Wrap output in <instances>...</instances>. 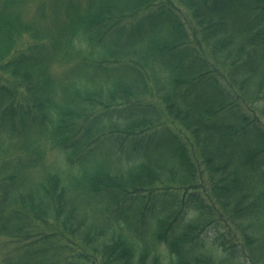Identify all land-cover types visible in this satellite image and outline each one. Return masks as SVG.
Wrapping results in <instances>:
<instances>
[{
  "label": "trees",
  "instance_id": "obj_1",
  "mask_svg": "<svg viewBox=\"0 0 264 264\" xmlns=\"http://www.w3.org/2000/svg\"><path fill=\"white\" fill-rule=\"evenodd\" d=\"M0 264H264V0H0Z\"/></svg>",
  "mask_w": 264,
  "mask_h": 264
},
{
  "label": "rangeland",
  "instance_id": "obj_2",
  "mask_svg": "<svg viewBox=\"0 0 264 264\" xmlns=\"http://www.w3.org/2000/svg\"><path fill=\"white\" fill-rule=\"evenodd\" d=\"M28 15H30V14L28 13ZM53 154H54V153H50V157H51V156L53 157Z\"/></svg>",
  "mask_w": 264,
  "mask_h": 264
}]
</instances>
